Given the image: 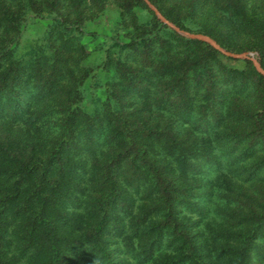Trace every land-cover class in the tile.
<instances>
[{"label": "trees", "instance_id": "trees-1", "mask_svg": "<svg viewBox=\"0 0 264 264\" xmlns=\"http://www.w3.org/2000/svg\"><path fill=\"white\" fill-rule=\"evenodd\" d=\"M149 1L264 69V0ZM228 60L145 0H0V264H264V75Z\"/></svg>", "mask_w": 264, "mask_h": 264}, {"label": "rangeland", "instance_id": "rangeland-1", "mask_svg": "<svg viewBox=\"0 0 264 264\" xmlns=\"http://www.w3.org/2000/svg\"><path fill=\"white\" fill-rule=\"evenodd\" d=\"M147 1L149 2V4L154 6L149 0H147ZM146 4L148 5L149 9L151 11H153L147 2H146ZM159 13H160V11H159ZM118 15H119L118 9L114 6H109L106 10V13L102 17H100L99 19H96L94 21H88L85 23V27H84L85 32L86 33H96L98 36L97 41H91V38H87V41H86L88 43V53L90 54L88 60L86 61V65L89 66L90 68L91 67L96 68L98 65H100L102 63V60H104L105 55L101 50H106L109 46H111L113 44V38L116 35L117 23L119 21ZM140 15H141V18H143V17L145 19L150 18V15L146 11H141ZM155 15H156V13H155ZM51 18H52L51 16H47V15H45L44 17H31V18H29L23 26L24 28H23L22 38H21L22 45H27L29 43L39 41L41 38H43V36L47 30V27L51 23V20H52ZM157 18L160 21H162L158 16H157ZM166 20H168V19H166ZM169 22L172 23L171 21H169ZM172 24L175 25L174 23H172ZM182 31L187 32V33H191V32L184 31V30H182ZM192 34H203V33H192ZM181 35L188 38V39H191V38H189L183 34H181ZM222 49H224V48H222ZM224 50H226V49H224ZM228 52H230V51H228ZM230 53H233V54H251L252 57L255 58L259 62V59H258L259 55L257 52H244V53L230 52ZM243 61L244 60H241V59H239V60L232 59V60H228L225 62L231 66L243 68L244 67ZM122 220L123 219H120L119 222H117L115 225H112L111 229L109 231H107L105 237H106L107 241H109L111 243L109 248L114 250L115 253L119 254L118 256H120L121 255L120 253H122L121 251H123V254H124L123 258L124 259H134L133 256L129 253V251L124 248L123 239L120 238L119 234H118L121 232L120 230H121V226H122ZM136 245L139 247V245H140L139 242ZM117 259H118V257H117Z\"/></svg>", "mask_w": 264, "mask_h": 264}, {"label": "water", "instance_id": "water-1", "mask_svg": "<svg viewBox=\"0 0 264 264\" xmlns=\"http://www.w3.org/2000/svg\"><path fill=\"white\" fill-rule=\"evenodd\" d=\"M148 4L149 2L147 0H145ZM150 7L152 8V10L156 13V15L167 25H169L172 29L176 30L178 33L183 34L191 39L194 40H198V41H202L205 42L207 44H209L210 46L214 47L216 50L220 51L223 55H225L228 58H232L234 60H249L252 61L256 70L261 73L262 75H264V69L261 67L260 63L252 57L251 54H233L230 53L224 49H222L215 41L214 39H212L211 37L204 35V34H192V33H187V32H183L182 30H180L178 27H176L175 25H173L172 23H170L168 20H166L160 13L159 11L152 6L151 4H149Z\"/></svg>", "mask_w": 264, "mask_h": 264}]
</instances>
